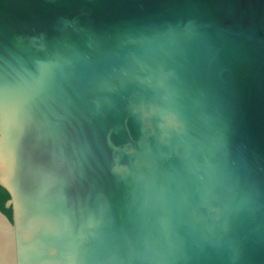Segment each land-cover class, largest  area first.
Instances as JSON below:
<instances>
[{
    "label": "water",
    "instance_id": "1",
    "mask_svg": "<svg viewBox=\"0 0 264 264\" xmlns=\"http://www.w3.org/2000/svg\"><path fill=\"white\" fill-rule=\"evenodd\" d=\"M0 264H264V0H0Z\"/></svg>",
    "mask_w": 264,
    "mask_h": 264
},
{
    "label": "trees",
    "instance_id": "2",
    "mask_svg": "<svg viewBox=\"0 0 264 264\" xmlns=\"http://www.w3.org/2000/svg\"><path fill=\"white\" fill-rule=\"evenodd\" d=\"M9 197L7 190L0 185V210L11 220V207L5 204Z\"/></svg>",
    "mask_w": 264,
    "mask_h": 264
}]
</instances>
